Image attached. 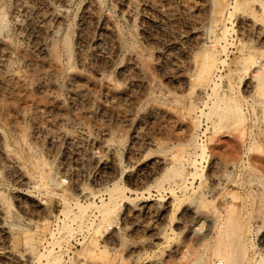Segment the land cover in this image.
<instances>
[{"label": "rangeland", "instance_id": "1", "mask_svg": "<svg viewBox=\"0 0 264 264\" xmlns=\"http://www.w3.org/2000/svg\"><path fill=\"white\" fill-rule=\"evenodd\" d=\"M262 2L0 0V264H264Z\"/></svg>", "mask_w": 264, "mask_h": 264}, {"label": "bare ground", "instance_id": "2", "mask_svg": "<svg viewBox=\"0 0 264 264\" xmlns=\"http://www.w3.org/2000/svg\"><path fill=\"white\" fill-rule=\"evenodd\" d=\"M258 1V0H257ZM260 3V2H259ZM262 3H264V2H262ZM23 7V6H22ZM261 9H264V5H262V4H260V6H259ZM26 8V7H25ZM1 13V12H0ZM61 14V13H60ZM60 14L58 13V14H56V16H54V20L55 21H57L58 19H60L59 17H60ZM1 20V19H0ZM26 21V20H25ZM20 26V25H19ZM58 26V25H57ZM214 41V40H213ZM4 44V43H3ZM213 45V44H212ZM5 47V46H4ZM3 49V48H2ZM7 50L9 49L8 47L6 48ZM45 51V50H44ZM47 52H49V51H47ZM55 52V51H54ZM23 53V52H22ZM3 54V53H2ZM24 54V53H23ZM5 55V54H4ZM4 55H2V56H4ZM204 55V54H203ZM23 56V55H22ZM51 58V57H50ZM247 58H250V57H247ZM4 59H6L5 58V56H4ZM23 59H24V62L26 63V64H28V65H33L34 64V62H33V60L32 59H30V58H28L26 55H24V57H23ZM52 60H53V57H52ZM213 56L211 55V52L210 53H206V55H205V59H204V61H203V63L200 65V71H199V73H198V76L196 77V78H198V80H197V85L200 87V89H201V87L202 86H204L205 85V82H206V79H207V77L209 76V74H210V72H211V69H212V66H213ZM0 64H2V63H4V60L3 59H1L0 60ZM6 63V62H5ZM47 63V62H46ZM248 63H249V61H248ZM2 68V67H1ZM56 68H58V67H56ZM199 69V68H198ZM44 70V69H43ZM45 72V71H44ZM69 77L72 79V80H75V79H83L84 78V76H83V74H81L80 72H72V73H70V75H69ZM5 78V77H4ZM195 78V79H196ZM252 79V78H251ZM249 80V79H248ZM8 81H11V82H13V83H20V81H19V78L18 77H15V76H12L11 78H9V80ZM196 81V80H195ZM253 82V81H252ZM252 82L250 81L249 82V87L250 86H252L253 88H255V87H257V85H255L256 83H254V85L252 84ZM22 83V82H21ZM41 83V82H40ZM1 84L6 88V87H8L9 86V83L7 84V82H4V80H2V82H1ZM93 84H96V82H94L93 81ZM44 85H46V84H40V85H38L39 87H44ZM91 85H92V83H91ZM195 85V84H194ZM208 85V84H207ZM93 86V85H92ZM196 87V86H195ZM259 88V87H258ZM40 89V88H39ZM199 89V88H198ZM105 90H106V95L108 96V97H111V98H114V97H121V95H122V91L121 90H119V89H117V88H115L111 83H107L106 84V86H105ZM198 92L200 91V90H197ZM197 92V94L199 95V93ZM232 103V102H231ZM34 104V103H33ZM32 104V105H33ZM233 104V103H232ZM34 106V105H33ZM230 106V105H229ZM40 107L41 106H39V105H35L34 107H33V111L34 112H38L39 110H40ZM223 108V107H222ZM239 110V109H238ZM229 112L230 113H232V117L230 116V118H232L233 120H234V122L236 123V121H239L240 120V114H239V112L240 111H237L236 110V108L234 107L233 109H232V112L229 110ZM39 113V112H38ZM223 115V114H222ZM220 116H221V114H220ZM219 116V117H220ZM222 117V116H221ZM226 118V117H225ZM229 119V118H228ZM220 120H222V118H220ZM223 120H224V117H223ZM240 122V121H239ZM234 123V124H235ZM199 126V125H198ZM240 132V131H239ZM241 132H243V131H241ZM240 134V133H239ZM242 135V134H241ZM236 137H238V136H236ZM196 138V137H195ZM239 138V140H238V142H236V143H226L225 141L224 142H220V143H218V144H212L211 145V147H210V150H211V154L215 157V160L216 159H218V160H220V162H222V164L224 165V167H229L230 165H232V163H233V161L237 158V153H239L238 152V150H239V145L241 144V137L239 136L238 137ZM226 139V138H225ZM192 146V145H191ZM210 146V145H209ZM244 146V145H243ZM255 147V146H254ZM180 148V147H179ZM204 148V147H203ZM250 148V147H249ZM181 149H182V147H181ZM194 149V148H193ZM255 150V149H254ZM253 150V151H254ZM202 150H200V152H201ZM175 152H177V151H175ZM6 153V152H5ZM174 153V152H173ZM169 153L168 155H167V158L166 159H164L163 161H164V163H167V161H174L175 159H176V155L175 154H177V153ZM192 154V153H191ZM197 154H198V152H197ZM10 155H12V154H10ZM199 155V154H198ZM197 155V156H198ZM180 156V155H179ZM213 157V158H214ZM179 159H182L181 157H178ZM195 159V158H194ZM96 160V159H95ZM217 160V161H218ZM219 162V161H218ZM98 163H99V161H98ZM214 163H216V161L214 162ZM254 163V162H253ZM19 164V163H18ZM172 164V163H171ZM20 165H18V167H19ZM41 166V165H40ZM46 166V165H45ZM1 168V167H0ZM158 170V169H157ZM175 170V169H174ZM29 171V170H28ZM49 171V170H48ZM220 171V170H219ZM218 171V172H219ZM221 173V172H220ZM224 173V172H223ZM44 176V175H43ZM215 176V175H214ZM31 177V176H30ZM30 177H27L26 176V179H25V181L28 183V184H30L31 182H30V179H32V178H30ZM218 177V176H217ZM216 177V178H217ZM215 178V177H214ZM214 178H211V179H214ZM222 179V178H221ZM215 181V180H214ZM217 181V180H216ZM219 181V180H218ZM215 183V182H214ZM33 185V184H32ZM28 186V185H27ZM34 186V185H33ZM29 187H31V185H29ZM80 193L82 194V195H86V192H85V189L84 188H80ZM143 202V201H142ZM2 203V202H1ZM8 206V205H7ZM3 206H1V204H0V213L3 211V210H5V208L3 207ZM195 210L197 209V208H194ZM199 209V208H198ZM202 210V209H201ZM200 212V211H199ZM3 214H4V212H2ZM7 213H9V212H7ZM3 214H2V216H3ZM198 214V213H197ZM207 214H209V212L207 213ZM198 216V215H197ZM195 217V216H194ZM199 217H201V216H199ZM198 219V218H197ZM230 220H232V219H230ZM261 220V219H260ZM234 221V220H233ZM233 221L231 222V223H233ZM261 222V221H260ZM230 223V224H231ZM237 225H238V223H236ZM231 225H234V224H231ZM236 225V226H237ZM3 227V226H2ZM239 227V226H238ZM237 228V227H236ZM231 230H233V228H231ZM235 230V229H234ZM237 231H239L238 230V228H237ZM231 232V231H230ZM236 232V231H235ZM234 232V233H235ZM231 234V233H230ZM241 234V233H240ZM239 233H238V235L237 236H239L240 235ZM233 236V235H232ZM235 237V236H234ZM240 237V236H239ZM238 237V238H239ZM240 239V238H239ZM237 240V239H236ZM228 242V241H227ZM234 242V241H233ZM231 243V242H230ZM235 243V242H234ZM237 244H238V246H239V243H241V241H239V243L238 242H236ZM225 244H227V243H225ZM236 244V245H237ZM228 245V244H227ZM235 245V244H234ZM243 247H242V246ZM240 246H241V249L242 248H244V243H242ZM240 246H239V250H240ZM226 248V247H225ZM235 248H237L238 249V247L237 246H235ZM224 249V248H223ZM234 249V248H233ZM236 249V250H237ZM222 251H224V250H222ZM234 251V250H233ZM235 252V251H234ZM240 252V251H239ZM244 252V253H243ZM241 253H243V254H245V249L243 250H241ZM240 253V254H241ZM237 254H238V252H237ZM227 255V254H226ZM230 256H231V254H229ZM233 255H235L234 253H233ZM232 255V256H233ZM225 256V255H224ZM229 256V257H230ZM229 257L227 256V258L229 259ZM236 257V256H235ZM237 257H239V256H237ZM236 257V258H237ZM234 257H232V259H233ZM236 258H234L235 259V261H234V259H233V264L236 262ZM243 258V257H242ZM262 258H264V257H262ZM29 259V258H28ZM30 260V259H29ZM242 260V259H241ZM241 260H239V261H241ZM222 261H225V260H222ZM227 261V262H226ZM226 261L224 262V263H226V264H230L231 262H230V260H227L226 259ZM223 263V264H224ZM238 263V262H237Z\"/></svg>", "mask_w": 264, "mask_h": 264}]
</instances>
